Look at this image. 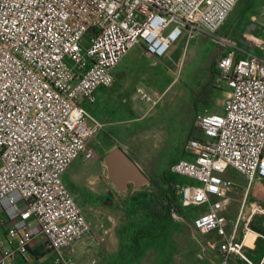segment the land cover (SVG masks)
<instances>
[{
    "label": "built area",
    "instance_id": "obj_1",
    "mask_svg": "<svg viewBox=\"0 0 264 264\" xmlns=\"http://www.w3.org/2000/svg\"><path fill=\"white\" fill-rule=\"evenodd\" d=\"M236 2L0 0V264H12L15 254L24 257L37 244L54 252V263L71 264L66 250L89 231V222L62 174L73 158L92 157V138L103 125L80 99L93 102V89L113 81V66L133 43L158 57L181 34L227 47L211 77L227 93L220 112L195 113L201 135L186 139L185 154L167 170L196 182L173 187L182 206L199 207L192 226L217 236L206 241L219 255L208 264H232L233 257L264 264V255L254 262L243 251L238 219L227 232L222 213L233 188L221 175L227 166L245 179L240 200L258 183L264 203V40L261 54L234 57L236 42L217 32ZM131 98L149 109L160 93L136 85ZM251 210L264 212L258 205ZM242 226L249 229L246 221Z\"/></svg>",
    "mask_w": 264,
    "mask_h": 264
},
{
    "label": "rangeland",
    "instance_id": "obj_2",
    "mask_svg": "<svg viewBox=\"0 0 264 264\" xmlns=\"http://www.w3.org/2000/svg\"><path fill=\"white\" fill-rule=\"evenodd\" d=\"M262 2L238 0L228 13L226 26L236 25L237 35L243 37L240 28L246 27L249 16L254 15L251 21L255 24L263 22ZM205 37L193 42L181 34L158 57L144 54L141 43L135 42L115 65L113 81L97 87L95 100L80 99L103 121L104 130L92 138V157L73 158L62 174L89 222V231L76 242L79 248L71 264H208L216 259L215 248L206 241L216 242L217 237L212 232L201 233L191 224L199 207L181 206L180 212L165 219H153L138 206L129 210V199L147 189L149 182L117 190L104 162L107 151L119 145L131 158L150 163V168L143 167L147 176L166 170L169 185L188 181V176L168 173L167 166L186 152V139L196 125L193 110L220 112L227 93L223 84H210L207 101L192 100L193 94L202 92L208 78L207 52L217 47ZM249 38V46L263 50V42L252 34ZM82 43L86 44V38ZM136 85L160 93L157 104L146 109V104L132 99ZM104 133L110 139L106 140ZM171 190L176 198L175 189ZM42 252L41 259L30 257L28 264H59L53 262L54 252L49 248Z\"/></svg>",
    "mask_w": 264,
    "mask_h": 264
},
{
    "label": "crops",
    "instance_id": "obj_3",
    "mask_svg": "<svg viewBox=\"0 0 264 264\" xmlns=\"http://www.w3.org/2000/svg\"><path fill=\"white\" fill-rule=\"evenodd\" d=\"M237 2H238V0H237ZM236 3H235V5H236ZM262 5H264V0L261 3V6ZM231 11H232V9L229 11V13ZM227 16H228V14L226 15L225 19L221 23L222 25H220L218 27L217 32L220 34H224V35L229 36L230 38H232L236 42L238 48H236L234 51V57L247 55L248 53L261 54L262 49L260 47H258L257 45L249 46V42H250L249 36L252 34V36L257 37V39L260 42H262L264 40V28L262 26V23H260V24L253 23L251 20H252L254 15L249 16L247 18L248 22H246V24H245L246 27L244 26V27L240 28L241 34L243 33L242 34L243 37H241V36L237 35V30H235L236 25L230 26L229 24H227V26H226ZM202 38H204V36L198 35V36L190 37L188 40L189 41L192 40L194 42L197 39H202ZM205 38L211 42H214L211 39H209L208 37H205ZM216 45H217V47L215 49L208 51L207 56H206V58H207L206 75H208V79H210V84L212 86H216V85H213L211 83V77L214 73V70L216 69V66L214 63L215 58L221 52H223L227 49V47L220 45L219 43H216ZM142 51H143V49H142ZM126 52H127V50L120 57V59L116 62V64L120 62V60L123 58V56L125 55ZM115 65L112 68L113 79H114L115 74H116L114 71ZM208 71H210V74L208 73ZM219 84H223L226 87V85L223 81L219 82ZM98 86H96L93 89L94 96H96L95 91H96ZM136 100L141 101L140 99H136ZM141 102L144 103L143 101H141ZM86 110L89 111L87 108H86ZM89 113L92 114L90 111H89ZM94 117H96V116H94ZM96 118H98V117H96ZM98 119H100V118H98ZM103 130H104V126L102 125V127L99 129V131H103ZM99 131L97 133H99ZM105 136H106V140L110 139L108 137L107 133L105 134ZM132 159L136 162V164L142 170H143L144 166H146L147 168H150L149 162L138 161L135 158H132ZM69 164L67 165V167L63 171L64 173H65L66 169L68 168ZM221 175L223 177L229 178L233 182V188L230 191V200L228 201L227 205L222 209V213L226 218L225 229L228 232L230 230V227H231L233 221L237 218L238 224H237V230H236V237L242 239L243 251L254 262H258L260 260V258L264 255V237L261 235V234L264 235V212L260 211V210H251V209L255 205H258V206H261L264 208V203L262 201L263 191H262V189H259L258 183H255L248 188V190L245 194L244 200L241 201L240 199H241V196H242L244 188H245V179H244L243 175L230 166H227L224 169V171H222ZM194 182H196L194 179L189 178L188 181H178L177 183H194ZM175 191H176V189H175ZM176 195L178 198L177 191H176ZM245 221L247 222V224L249 226V229H247V230H244V228L242 226V224ZM255 231H257L261 234H257V233H255ZM2 235H3V231H2V228L0 227V237ZM212 235L217 237L214 233H212ZM78 241L79 240L74 241L71 244L70 248L68 250H66V252L68 254L67 256L71 260H72L73 256L77 255V250L79 247L76 244V242H78ZM75 244H76V246H75ZM42 249H43V247L40 244L31 245L29 247L27 254L24 257H22L19 254H15L12 257V264H28V262H30V260H31L30 257H34L36 259H41L44 254L41 253V254H38V256H37L33 252H35V253L42 252ZM214 255L216 256V259H214V260H217L219 258L218 253L216 252V254H214ZM231 262H232V264H244L241 260H239L235 257L231 258Z\"/></svg>",
    "mask_w": 264,
    "mask_h": 264
},
{
    "label": "trees",
    "instance_id": "obj_4",
    "mask_svg": "<svg viewBox=\"0 0 264 264\" xmlns=\"http://www.w3.org/2000/svg\"><path fill=\"white\" fill-rule=\"evenodd\" d=\"M208 73L210 74V71H208ZM209 96L210 79L206 78L202 92L197 91L195 94H193L192 100L207 101ZM196 112L197 110H193V119ZM200 135V128L197 125H193V129L188 136L199 137ZM165 171L166 170H163L162 172L148 176V182L150 186L143 191H139L137 195L129 199L127 203L129 210H133L136 206L139 208L141 207L144 209L145 214L153 219H165L171 213L181 211L182 205L180 204L178 198L176 197V199L174 197V194L171 190L173 185L168 184V175ZM33 253L38 256V254L43 252Z\"/></svg>",
    "mask_w": 264,
    "mask_h": 264
},
{
    "label": "water",
    "instance_id": "obj_5",
    "mask_svg": "<svg viewBox=\"0 0 264 264\" xmlns=\"http://www.w3.org/2000/svg\"><path fill=\"white\" fill-rule=\"evenodd\" d=\"M104 162L107 175L117 190H124L129 184L138 186L148 182L146 173L119 145L107 151Z\"/></svg>",
    "mask_w": 264,
    "mask_h": 264
}]
</instances>
